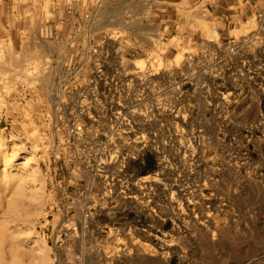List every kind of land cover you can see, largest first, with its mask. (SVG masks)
<instances>
[{
  "label": "rangeland",
  "instance_id": "1",
  "mask_svg": "<svg viewBox=\"0 0 264 264\" xmlns=\"http://www.w3.org/2000/svg\"><path fill=\"white\" fill-rule=\"evenodd\" d=\"M225 1L232 0H217ZM256 1L258 8L263 5L250 0L252 6ZM215 2L0 0V23H33L21 44L0 32V264H264V179L221 169L217 146L196 156L203 163L193 173L192 201L179 203L173 234H164L169 225L162 228L160 237L168 244L154 246L145 234L144 241L131 239L132 250L118 251L110 244V206L103 193L105 155H87L83 140L72 145L63 129L57 127L58 139L53 129L54 117L73 114L70 106L79 100L80 86L88 91L86 99L101 104L107 99L103 80L90 93L88 65L78 74V59L70 58L73 38L105 40L117 67L128 64L126 58L142 65L137 60L152 51V44L162 69L179 67L205 39L238 38L254 28L252 8L235 26L214 29L207 8L212 11ZM152 4L167 10L155 17ZM156 19L175 20L174 32L166 28L165 33ZM253 84L255 91L246 89L240 100H261L264 77H255ZM57 98L66 102L61 113L53 106ZM98 115H106V105L99 106ZM260 149L264 160V141ZM209 159L210 168L203 165ZM77 160L95 161L96 169L80 170ZM146 218L152 220L147 213ZM67 222H73L71 228L58 232Z\"/></svg>",
  "mask_w": 264,
  "mask_h": 264
},
{
  "label": "built area",
  "instance_id": "2",
  "mask_svg": "<svg viewBox=\"0 0 264 264\" xmlns=\"http://www.w3.org/2000/svg\"><path fill=\"white\" fill-rule=\"evenodd\" d=\"M235 1L230 21L236 22L255 8L254 28L238 38L205 39L201 49L185 54L179 67L162 69L153 55L157 51L154 44L152 51H143L142 65L125 57L128 64L117 67L105 49V40L82 41V36L71 40L70 58L78 59V74L88 65L90 93L94 95L103 80L107 99L104 104L86 99L88 91L80 86V98L70 106L73 114L54 117L53 129L57 139V127L63 129L72 145L83 140L87 155H105L103 193L110 206V244L118 251L132 250L131 239L144 241L145 234L154 246L168 244L160 237L163 225L170 226L164 234L174 233L179 203L187 206L192 201L193 173L203 163L197 157L212 146L219 148L221 169L231 168L248 178L258 173L264 179L260 149L264 88L260 101L240 100L246 89L255 91V77H264V0L259 8L257 1L253 6L250 0ZM114 58L121 59V55ZM253 96L257 98L255 92ZM65 103L57 98L53 103L56 113H61ZM101 105H106L105 116L98 115ZM86 138L95 142L88 144ZM209 162L204 160L203 165L210 168ZM95 164L76 161L77 168L87 173L96 169ZM92 188L93 184L85 190ZM146 213L152 220L147 221ZM69 224L73 222L58 232L69 230ZM181 226L186 233L187 223Z\"/></svg>",
  "mask_w": 264,
  "mask_h": 264
},
{
  "label": "crops",
  "instance_id": "3",
  "mask_svg": "<svg viewBox=\"0 0 264 264\" xmlns=\"http://www.w3.org/2000/svg\"><path fill=\"white\" fill-rule=\"evenodd\" d=\"M236 2L237 1L232 0L229 3H227L225 1L223 4H219L217 2V0H216L214 6H213V4L209 5L211 7V10L212 11H210V8H207V11L210 12L211 14H214V17L211 20L212 23H216V26H215L214 29H217V30L219 29L220 30L221 27H223L225 29L226 27H230L231 25H234L235 26V24H237L234 21L232 22V21L228 20V18L232 14V12L230 11V7L233 6ZM153 5L154 4H152V7L154 8ZM166 10H167V8L157 9V7H155L153 9V11L156 12L154 14V16L155 17L156 16L158 17L160 14H162ZM248 10H250V9H248ZM171 16H173V15H171ZM153 21L156 24H158L160 28L164 25V32L165 33H166V28L167 29L168 28L170 29L169 30L170 33H173L174 32L173 26L176 23L175 20H170V19H159L158 20V19H156V20H153ZM168 22L170 23V25L169 24H166ZM32 24L33 23H6V24L5 23H0V32H2V34L5 35L4 36L5 39L11 38V42L13 44H16L17 45V44H21V42H22L21 41L22 38H23L22 37V33L25 32L28 28H30V26ZM27 31H26V33H27Z\"/></svg>",
  "mask_w": 264,
  "mask_h": 264
},
{
  "label": "bare ground",
  "instance_id": "4",
  "mask_svg": "<svg viewBox=\"0 0 264 264\" xmlns=\"http://www.w3.org/2000/svg\"><path fill=\"white\" fill-rule=\"evenodd\" d=\"M137 61H141V60L139 59V60H137Z\"/></svg>",
  "mask_w": 264,
  "mask_h": 264
}]
</instances>
